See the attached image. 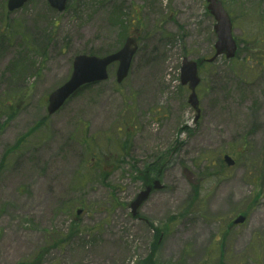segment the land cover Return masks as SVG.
Masks as SVG:
<instances>
[{
    "label": "rangeland",
    "instance_id": "rangeland-1",
    "mask_svg": "<svg viewBox=\"0 0 264 264\" xmlns=\"http://www.w3.org/2000/svg\"><path fill=\"white\" fill-rule=\"evenodd\" d=\"M220 1L238 54L207 63V0H69L64 12L0 0V264H264V0ZM131 35L122 84L114 64L48 114L78 55H111ZM185 57L204 62L199 116Z\"/></svg>",
    "mask_w": 264,
    "mask_h": 264
},
{
    "label": "water",
    "instance_id": "water-1",
    "mask_svg": "<svg viewBox=\"0 0 264 264\" xmlns=\"http://www.w3.org/2000/svg\"><path fill=\"white\" fill-rule=\"evenodd\" d=\"M30 0H9V10L15 11L23 7ZM51 6L59 11H64L67 6V0H48ZM209 12L215 17L217 24L214 29L218 40L215 44V56L209 60L214 62L220 56H226L227 59H232L236 56L238 49L237 43L233 37V25L228 12L219 0H208ZM137 51V40L129 38L121 51L107 57H96L88 55H79L74 60V71L71 79L62 87L54 91L49 97L48 113L55 114L60 110L66 101L75 94L82 86L108 80V67L119 62L117 72V81L122 83L129 75L133 57ZM181 80L183 85H189L192 94L189 99L190 104L200 114L199 100L196 93V88L200 84L198 72V64L185 58L181 69ZM225 161L229 166L234 165V161L229 157H225ZM163 186L159 181L154 183L153 187H148L142 191L131 204L133 216L138 214L139 209L149 199L153 190H162ZM80 214V212H79ZM245 222L244 217L238 218L234 223L242 224Z\"/></svg>",
    "mask_w": 264,
    "mask_h": 264
},
{
    "label": "trees",
    "instance_id": "trees-1",
    "mask_svg": "<svg viewBox=\"0 0 264 264\" xmlns=\"http://www.w3.org/2000/svg\"><path fill=\"white\" fill-rule=\"evenodd\" d=\"M202 63V62H201ZM147 181H149V180H147ZM147 181H145V182H147Z\"/></svg>",
    "mask_w": 264,
    "mask_h": 264
},
{
    "label": "bare ground",
    "instance_id": "bare-ground-1",
    "mask_svg": "<svg viewBox=\"0 0 264 264\" xmlns=\"http://www.w3.org/2000/svg\"><path fill=\"white\" fill-rule=\"evenodd\" d=\"M263 217H264V215H263Z\"/></svg>",
    "mask_w": 264,
    "mask_h": 264
}]
</instances>
